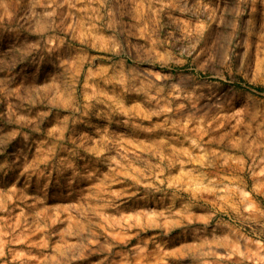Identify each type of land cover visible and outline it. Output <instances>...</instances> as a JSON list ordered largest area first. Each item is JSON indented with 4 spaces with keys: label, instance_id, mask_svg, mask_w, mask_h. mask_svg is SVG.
Listing matches in <instances>:
<instances>
[{
    "label": "rangeland",
    "instance_id": "1",
    "mask_svg": "<svg viewBox=\"0 0 264 264\" xmlns=\"http://www.w3.org/2000/svg\"><path fill=\"white\" fill-rule=\"evenodd\" d=\"M0 264H264V0H0Z\"/></svg>",
    "mask_w": 264,
    "mask_h": 264
},
{
    "label": "bare ground",
    "instance_id": "2",
    "mask_svg": "<svg viewBox=\"0 0 264 264\" xmlns=\"http://www.w3.org/2000/svg\"><path fill=\"white\" fill-rule=\"evenodd\" d=\"M183 70L180 71V75L178 76V80H180L181 85L187 86L198 90L207 89L210 78H204L201 74H192L189 69L184 68L183 65L180 66ZM192 74V75H191Z\"/></svg>",
    "mask_w": 264,
    "mask_h": 264
}]
</instances>
